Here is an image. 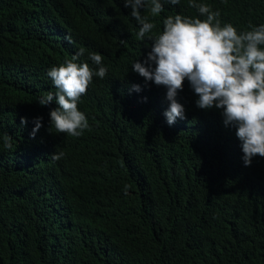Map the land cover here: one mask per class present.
<instances>
[{
  "label": "trees",
  "instance_id": "obj_1",
  "mask_svg": "<svg viewBox=\"0 0 264 264\" xmlns=\"http://www.w3.org/2000/svg\"><path fill=\"white\" fill-rule=\"evenodd\" d=\"M197 2L238 32L264 24V0ZM163 7L159 31L168 15H199L187 0ZM130 12L123 0H0V264H264V157L245 166L235 128L198 108L187 80L185 119L167 123V89L132 70L151 41ZM81 48L78 63L95 69L96 52L108 69L78 104L89 128L50 133L47 72Z\"/></svg>",
  "mask_w": 264,
  "mask_h": 264
},
{
  "label": "clouds",
  "instance_id": "obj_2",
  "mask_svg": "<svg viewBox=\"0 0 264 264\" xmlns=\"http://www.w3.org/2000/svg\"><path fill=\"white\" fill-rule=\"evenodd\" d=\"M180 2L123 0L124 7L130 8L131 16L139 25L137 39L151 41L147 56L143 61L135 60L132 70L146 81L167 89L169 107L164 115L169 125L185 119V107L177 96L187 80L197 96L196 106L221 110L225 126L235 128L242 159L245 166H250L254 157H264V24L249 25L250 30L238 32L231 23L222 25L219 11H214L211 5L187 0L188 6L195 8L199 15H168L162 21V31L157 30L155 20L164 11V3L178 5ZM83 54L81 48L71 59L47 72L55 92H47L38 102L45 106L55 100L58 105L49 113L50 133L54 128L55 133L79 137L89 128L78 104L87 94L93 77H106L108 69L102 55L96 52L89 53V59L97 66L95 69L87 62L78 63ZM132 90L139 92L141 86L134 84ZM26 123L27 119L21 117V125ZM34 123L30 133L33 138L42 126V117L35 118ZM3 146L13 149L11 136L3 137ZM63 155V152H54L51 157L59 160Z\"/></svg>",
  "mask_w": 264,
  "mask_h": 264
}]
</instances>
